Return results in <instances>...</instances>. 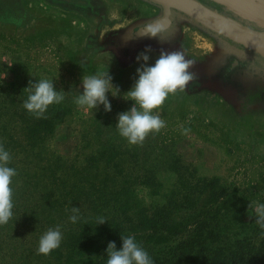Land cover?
I'll use <instances>...</instances> for the list:
<instances>
[{
  "label": "rangeland",
  "instance_id": "374dc122",
  "mask_svg": "<svg viewBox=\"0 0 264 264\" xmlns=\"http://www.w3.org/2000/svg\"><path fill=\"white\" fill-rule=\"evenodd\" d=\"M26 1L22 6L27 4L37 24L20 26L6 20L17 14V3L0 0V19L5 22L0 24V146L10 153L8 166L16 170L10 185L12 212L24 206L29 213H39L36 231L29 235L31 246L37 245V250L40 237L59 226L61 245L48 254L58 258L65 254L71 229H95L98 217L109 225H126L119 221L114 202L115 192L126 186L125 178L139 179L136 189L142 201L138 204L146 211L175 207L187 197L198 200L210 180L220 179L229 199L238 201L235 207L242 224L256 228L251 237L259 264L264 255V227L257 223L258 209L264 206V128L240 131L211 104L167 97L157 110L164 127L149 133L142 143L130 145L115 124L131 102L109 96L111 112L100 106L93 113L74 101L82 91L83 75L109 71L121 93L133 85L135 77L119 78L108 63L85 61L81 55L85 30L77 15L62 16L63 12ZM39 79L54 81L65 98L36 117L23 107L28 96L23 89L30 80ZM227 200L219 204L222 213L227 211L223 207ZM73 207L80 209L75 224L69 220ZM129 209L128 214L135 210L134 206ZM18 260L7 242H0V264Z\"/></svg>",
  "mask_w": 264,
  "mask_h": 264
},
{
  "label": "flooded vegetation",
  "instance_id": "af4514ba",
  "mask_svg": "<svg viewBox=\"0 0 264 264\" xmlns=\"http://www.w3.org/2000/svg\"><path fill=\"white\" fill-rule=\"evenodd\" d=\"M23 1L16 0L17 14L6 20L37 24ZM28 1L62 16L77 15L86 36L82 57L88 64L108 63L119 78L135 77L141 54L151 63L161 53L180 52L191 80L169 99L211 104L240 131L264 128V0H192L191 15L174 7V0Z\"/></svg>",
  "mask_w": 264,
  "mask_h": 264
},
{
  "label": "trees",
  "instance_id": "16d2710c",
  "mask_svg": "<svg viewBox=\"0 0 264 264\" xmlns=\"http://www.w3.org/2000/svg\"><path fill=\"white\" fill-rule=\"evenodd\" d=\"M119 167L114 165L116 169ZM138 181V178H125L126 186L115 192L116 212L121 216L119 221L126 225L106 222L95 229L83 230L82 227L75 232L71 229L65 254H59L58 258L34 256L38 255L37 245L31 246L29 235L36 231L39 213H29V208L24 206L16 208L7 223L0 224L3 234L0 242H7L15 252L19 260L13 264H106V246L115 241L119 248L120 235H134L154 264H256L251 237L256 228L242 224L240 211L235 207L238 201L229 199L220 179L210 180L198 200L187 197L175 207L163 205L153 211L139 207L138 201L142 199L136 189ZM225 198L228 204L223 207L227 211L222 213L219 204ZM246 203V200L242 202ZM130 206L135 210L128 214ZM259 261L264 264V255Z\"/></svg>",
  "mask_w": 264,
  "mask_h": 264
},
{
  "label": "clouds",
  "instance_id": "9594fccd",
  "mask_svg": "<svg viewBox=\"0 0 264 264\" xmlns=\"http://www.w3.org/2000/svg\"><path fill=\"white\" fill-rule=\"evenodd\" d=\"M146 34L155 35L146 31ZM147 54L137 57L139 67L136 69L133 85L121 93L119 86L113 83L109 71L103 75H83L80 80L79 95L75 103L81 107L98 110L103 106L105 112H111L112 105L109 96L122 98L131 102V107L117 116L115 128L122 138L130 145L142 143L149 133L159 131L164 127V120L158 114V109L165 102L169 94L177 89H183L191 80L188 72L189 62L180 52L161 53L154 62H149ZM27 99L23 107L36 117H41L49 106L59 104L64 100V91L57 90L55 83L49 79L30 80L26 88ZM10 153L0 146V224L7 223L13 212L12 178L16 170L9 167ZM69 220L77 223L80 220V209L73 207ZM264 206L258 209L257 223L264 227ZM107 220L98 217L96 227ZM95 234V233H94ZM63 239L58 227L46 231L39 239L37 252L48 255L60 247ZM121 246L117 248L115 241L108 242L105 249L106 264H154L145 248L136 240L134 235L121 236Z\"/></svg>",
  "mask_w": 264,
  "mask_h": 264
},
{
  "label": "water",
  "instance_id": "95a60500",
  "mask_svg": "<svg viewBox=\"0 0 264 264\" xmlns=\"http://www.w3.org/2000/svg\"><path fill=\"white\" fill-rule=\"evenodd\" d=\"M175 1V3L173 4L174 5V7H176L178 10H181V11H184L187 15H191L190 14V12L188 11V9H187V6H189V4H190V2H193L192 0H174ZM180 3L181 4H183V6H180ZM199 5V4H198ZM200 6V5H199ZM246 10H244V12H245ZM253 10H251V12H252ZM246 12H249V10L248 11H246ZM202 13L204 14V15H207L208 17H209V19H211V21H216L215 20V18L213 17V15H211V14H209L208 12H205V11H202ZM239 13H243V12H239ZM218 21H216V23H217ZM215 23V24H216ZM208 26L209 27H211V28H215V29H221L222 30V32H226V30H223L222 28H220V27H218V26H216V25H213V23L212 24H208ZM252 36L253 35H256V34H252V33H250ZM227 35V34H226ZM232 38V37H231Z\"/></svg>",
  "mask_w": 264,
  "mask_h": 264
}]
</instances>
